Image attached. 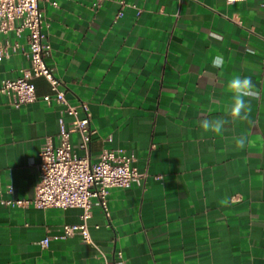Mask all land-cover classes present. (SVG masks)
I'll return each instance as SVG.
<instances>
[{
  "label": "crops",
  "instance_id": "1",
  "mask_svg": "<svg viewBox=\"0 0 264 264\" xmlns=\"http://www.w3.org/2000/svg\"><path fill=\"white\" fill-rule=\"evenodd\" d=\"M49 65L72 105L87 104L93 162L104 150L135 156L141 185L114 187L108 214L93 199V243L62 233L82 222L80 207H12L32 198L40 151L60 141L49 81L38 98L15 106L0 94V264H264V96L250 120L202 135L199 122L223 116L233 75L264 93V0H52L41 3ZM11 52L0 60V84L31 67L28 31L0 34ZM222 55L223 69L211 60ZM228 118V117H224ZM247 135L237 150L233 137Z\"/></svg>",
  "mask_w": 264,
  "mask_h": 264
},
{
  "label": "built area",
  "instance_id": "2",
  "mask_svg": "<svg viewBox=\"0 0 264 264\" xmlns=\"http://www.w3.org/2000/svg\"><path fill=\"white\" fill-rule=\"evenodd\" d=\"M44 0H0V34L14 31L18 36L28 31L31 67L16 78H6L0 84V94L8 97L15 106L35 101V79L46 78L52 93L44 96L46 101L55 100L65 106V113L71 116L66 124L60 118L59 143H45L40 151V179L36 193L32 198L8 199L4 202L12 207L37 208H69L83 209L82 222L65 224L62 233L47 236L39 241L42 247H48L52 238H67L79 234L84 241L93 243L89 229V219L92 217L93 199H99L108 214V195L114 187H128L134 183L142 184L146 173L132 165L133 154H127L121 149L104 150L99 159L93 162L90 155L78 154L72 144V133L81 136L80 147L89 150L92 135L96 132L91 122L92 117L87 104L72 105L66 89L49 65L47 57L51 44L43 32V11L41 3ZM58 6V0H52ZM9 44L0 46V60L9 55ZM121 263L124 264L122 252H119Z\"/></svg>",
  "mask_w": 264,
  "mask_h": 264
},
{
  "label": "clouds",
  "instance_id": "3",
  "mask_svg": "<svg viewBox=\"0 0 264 264\" xmlns=\"http://www.w3.org/2000/svg\"><path fill=\"white\" fill-rule=\"evenodd\" d=\"M211 64L213 68L223 69L225 60L222 55H216L212 58ZM226 93L230 94L228 100L223 107V116H217L213 119L204 118L199 122V126L203 134H214L221 136L230 123L235 124L237 121L252 123L250 120L251 100L260 99L264 96L257 89L250 77H242L241 75H233L225 85ZM224 117H228L227 119ZM237 150L245 148L249 143L247 135L233 137Z\"/></svg>",
  "mask_w": 264,
  "mask_h": 264
}]
</instances>
